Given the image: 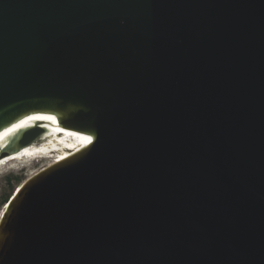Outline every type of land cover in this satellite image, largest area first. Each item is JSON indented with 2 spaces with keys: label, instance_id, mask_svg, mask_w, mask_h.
Here are the masks:
<instances>
[{
  "label": "water",
  "instance_id": "obj_1",
  "mask_svg": "<svg viewBox=\"0 0 264 264\" xmlns=\"http://www.w3.org/2000/svg\"><path fill=\"white\" fill-rule=\"evenodd\" d=\"M51 114L0 264H264V0H0V156Z\"/></svg>",
  "mask_w": 264,
  "mask_h": 264
},
{
  "label": "bare ground",
  "instance_id": "obj_2",
  "mask_svg": "<svg viewBox=\"0 0 264 264\" xmlns=\"http://www.w3.org/2000/svg\"><path fill=\"white\" fill-rule=\"evenodd\" d=\"M49 117H52V119H46L42 124L39 125L40 127L45 128V129L41 132L38 140L28 145L22 146L21 148H19L18 150L14 152H7L5 156L1 155L0 156V167L6 165L9 161L14 162V163L16 162L15 163L16 165L17 163H20V162L32 160L30 158H25L26 160L22 159L25 154L30 153V152L36 153L39 151V153H37L36 156H39L40 154L43 155L44 152L46 153L48 149L44 151L39 150L38 145H40L43 142H47L49 138H52L53 136H56V135L57 137L51 140V147H54V149L56 150L60 149V142L66 145V147L64 146L65 148L64 149L62 148V150L63 151L65 150V151L60 152L61 154L58 156V159L55 160V162H59L61 160L68 158L69 156H72L75 152L80 150L83 146H86L87 144H89V142L85 140L86 137L91 136L93 139V136H94L93 133L85 131V130L82 131L79 129L57 126L53 123H50V120L55 119L56 116L51 114ZM11 149L12 147L8 151H10ZM44 155L46 156L48 154H44ZM21 186L19 188H21Z\"/></svg>",
  "mask_w": 264,
  "mask_h": 264
},
{
  "label": "rangeland",
  "instance_id": "obj_3",
  "mask_svg": "<svg viewBox=\"0 0 264 264\" xmlns=\"http://www.w3.org/2000/svg\"><path fill=\"white\" fill-rule=\"evenodd\" d=\"M55 137H57V135L49 138L47 142H43L38 145L39 150L44 151L48 149L46 153L44 152V154L48 155L45 156L44 154H40L39 156H36L39 151L36 153L30 152L25 154L22 159L30 158L32 160L20 162L16 165V162L14 163L9 161L6 165L0 167V214L4 209V202L6 200H9L11 195L14 194L15 190L19 188L27 178H29L39 170L54 163L55 160L58 159V156L61 154L60 152L65 151H63L62 148L64 149L66 145L61 142L60 149L56 150L54 149V147H51V140H53Z\"/></svg>",
  "mask_w": 264,
  "mask_h": 264
},
{
  "label": "snow or ice",
  "instance_id": "obj_4",
  "mask_svg": "<svg viewBox=\"0 0 264 264\" xmlns=\"http://www.w3.org/2000/svg\"><path fill=\"white\" fill-rule=\"evenodd\" d=\"M47 119H52V117H47ZM85 140H86L87 142H90V141L92 140V137H91V136L86 137Z\"/></svg>",
  "mask_w": 264,
  "mask_h": 264
},
{
  "label": "trees",
  "instance_id": "obj_5",
  "mask_svg": "<svg viewBox=\"0 0 264 264\" xmlns=\"http://www.w3.org/2000/svg\"><path fill=\"white\" fill-rule=\"evenodd\" d=\"M8 200H6L5 202H4V204L7 202ZM0 207H1V203H0Z\"/></svg>",
  "mask_w": 264,
  "mask_h": 264
}]
</instances>
